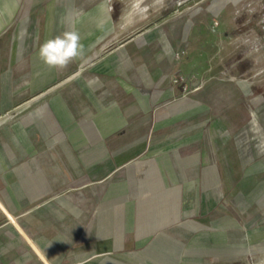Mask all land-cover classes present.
Wrapping results in <instances>:
<instances>
[{
	"label": "crops",
	"instance_id": "0c3cea01",
	"mask_svg": "<svg viewBox=\"0 0 264 264\" xmlns=\"http://www.w3.org/2000/svg\"><path fill=\"white\" fill-rule=\"evenodd\" d=\"M55 20L49 0H0V264H167L217 231L229 244L244 219L226 199L215 212L208 155L183 153L178 120L152 123L153 96L173 93L66 88L71 63L38 57Z\"/></svg>",
	"mask_w": 264,
	"mask_h": 264
},
{
	"label": "rangeland",
	"instance_id": "374dc122",
	"mask_svg": "<svg viewBox=\"0 0 264 264\" xmlns=\"http://www.w3.org/2000/svg\"><path fill=\"white\" fill-rule=\"evenodd\" d=\"M133 2L49 0L53 37L76 30L85 48L71 63L66 88L171 91L157 101L153 96L152 123L178 120L183 153H204L213 164L215 212L224 214L229 200L244 223L232 229L229 244L217 231L215 246L200 245L191 254L184 242L161 259L264 264V0H145V19ZM148 114L137 110L134 118ZM150 262L161 264L159 256Z\"/></svg>",
	"mask_w": 264,
	"mask_h": 264
},
{
	"label": "clouds",
	"instance_id": "9594fccd",
	"mask_svg": "<svg viewBox=\"0 0 264 264\" xmlns=\"http://www.w3.org/2000/svg\"><path fill=\"white\" fill-rule=\"evenodd\" d=\"M162 3V0H156ZM133 9L140 13V18L145 19L149 8L145 0H134ZM82 37L76 30H66L62 34L46 39L39 47L38 57L49 68L61 70L73 61L84 55Z\"/></svg>",
	"mask_w": 264,
	"mask_h": 264
}]
</instances>
